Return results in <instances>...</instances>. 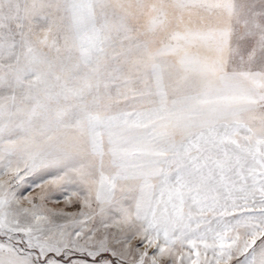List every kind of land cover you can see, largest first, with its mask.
<instances>
[{
    "label": "snow or ice",
    "instance_id": "obj_1",
    "mask_svg": "<svg viewBox=\"0 0 264 264\" xmlns=\"http://www.w3.org/2000/svg\"><path fill=\"white\" fill-rule=\"evenodd\" d=\"M0 264H264V0H0Z\"/></svg>",
    "mask_w": 264,
    "mask_h": 264
}]
</instances>
